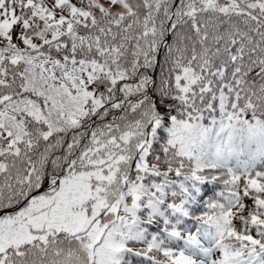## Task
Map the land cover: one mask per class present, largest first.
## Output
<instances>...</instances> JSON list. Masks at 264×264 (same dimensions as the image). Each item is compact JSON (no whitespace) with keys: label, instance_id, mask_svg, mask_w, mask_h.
Segmentation results:
<instances>
[{"label":"snow or ice","instance_id":"6c2138e0","mask_svg":"<svg viewBox=\"0 0 264 264\" xmlns=\"http://www.w3.org/2000/svg\"><path fill=\"white\" fill-rule=\"evenodd\" d=\"M0 264H264V0H0Z\"/></svg>","mask_w":264,"mask_h":264}]
</instances>
